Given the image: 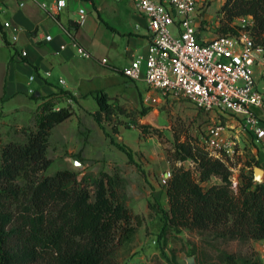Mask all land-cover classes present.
Masks as SVG:
<instances>
[{
	"label": "trees",
	"instance_id": "16d2710c",
	"mask_svg": "<svg viewBox=\"0 0 264 264\" xmlns=\"http://www.w3.org/2000/svg\"><path fill=\"white\" fill-rule=\"evenodd\" d=\"M222 11L229 21L252 16L253 36L264 47V0H226ZM225 30L236 32L230 26ZM62 93L75 99L68 91ZM96 99L99 110L93 117L111 137L105 121L111 119L113 106L106 93L98 92ZM74 113L71 106L56 109L51 99L45 101L35 117L36 129L25 130L26 142H9L1 149L0 264H104L143 224V217L119 201L107 173L96 182L94 197L73 170L40 176L53 163L48 157L53 129ZM111 140L133 159L131 149ZM175 160H190L195 170L173 167L167 181L169 210L149 204L161 214L160 237L171 228H190L264 240V184L255 183L254 168L241 175L235 190L227 161L211 155L204 144L177 142ZM255 166L262 167L259 161Z\"/></svg>",
	"mask_w": 264,
	"mask_h": 264
},
{
	"label": "rangeland",
	"instance_id": "374dc122",
	"mask_svg": "<svg viewBox=\"0 0 264 264\" xmlns=\"http://www.w3.org/2000/svg\"><path fill=\"white\" fill-rule=\"evenodd\" d=\"M225 2L226 0H205L199 8L196 18L200 38L212 40L228 35L230 32L225 29L239 22L238 18L233 21L226 18L222 11ZM101 68L121 76L114 68ZM255 76L258 88L264 94V62L257 66ZM138 86L143 100L153 96L150 105L146 106L143 101L140 104L116 105L113 107L111 119L105 121L106 131L111 137L131 149L132 160L112 144L111 137L95 121L92 123L87 120V125L78 122L85 115L84 107L99 108L95 96L90 97L83 107L75 106L78 117L64 125L70 127L67 142L77 141L82 146L87 137L84 148L70 154L66 151L68 145L58 141L57 135L62 133L61 129L56 130L48 151V157L53 163L40 176L54 175L64 169L73 170L78 173L79 180L90 188L94 197L96 182L103 173H107L119 201L134 214L143 217V224L137 229L133 239L121 245L104 264H190V259H193V264H246L247 261L264 264V240L232 239L216 232L190 228H171L164 237H160L163 226L161 214L151 210L149 204L158 203L165 210H169L167 181L173 167L195 170L192 161L175 160L177 142L198 141L204 144L210 125L218 121L227 125L231 121L238 124V120L230 115L200 110L185 98H164L145 82H138ZM146 109H150L148 114L158 109L161 115L160 124L169 126L170 129L144 125L142 119L148 115L143 114ZM259 114L264 122V109ZM238 127L239 124L236 129ZM255 148L260 146L254 142H241L239 153L227 161L233 172L235 190L238 189L241 175L250 174L258 161L252 151ZM71 159L78 160L85 167L75 168ZM212 182L219 183L217 179Z\"/></svg>",
	"mask_w": 264,
	"mask_h": 264
},
{
	"label": "crops",
	"instance_id": "0c3cea01",
	"mask_svg": "<svg viewBox=\"0 0 264 264\" xmlns=\"http://www.w3.org/2000/svg\"><path fill=\"white\" fill-rule=\"evenodd\" d=\"M57 1L0 0V35L4 37L0 44V153L9 142H26L25 130L36 129L39 107L50 99L56 109H74V115L57 125L50 137L51 141L55 131L61 129L58 141L68 145L66 151L70 154L82 150L87 138L82 146L77 141L67 142L70 127L64 125L78 117L75 106L83 107L98 92L106 93L113 107L140 101L150 105L143 100L138 82L122 73L133 60L146 56L151 44L148 19L137 10L133 0H63L65 7L60 11L54 6ZM81 11L83 22H79ZM7 22L20 30L17 43L8 39L4 26ZM47 36L52 39L46 40ZM74 42L91 57L79 54ZM104 58L107 65L102 63ZM101 67L114 68L121 76ZM62 91L72 93L75 99ZM83 109L85 115L78 122L97 123L93 113L99 108ZM229 124L240 142H254L252 134L241 127L236 129L237 123ZM259 146L252 151L264 168V145Z\"/></svg>",
	"mask_w": 264,
	"mask_h": 264
},
{
	"label": "built area",
	"instance_id": "2783aa9c",
	"mask_svg": "<svg viewBox=\"0 0 264 264\" xmlns=\"http://www.w3.org/2000/svg\"><path fill=\"white\" fill-rule=\"evenodd\" d=\"M137 10L148 19L151 44L146 56L137 58L122 70L132 81L145 82L164 98H185L198 109L230 115L239 126L252 134L256 145H264V124L259 114L264 109V94L255 76L258 65L264 62V47L253 36L252 16L239 17L233 26L236 32L203 41L198 34L196 15L205 0H133ZM56 10L65 1L54 4ZM45 9L55 11L47 4ZM79 22L84 20L80 12ZM11 43L19 41V28L5 23ZM51 36L46 40L50 41ZM4 37L0 35V44ZM79 54L91 57L76 42ZM65 47L62 46V49ZM26 56L27 52L23 51ZM108 64L107 59L102 60ZM153 96L145 99L150 103ZM222 121L210 125L204 145L211 155L232 160L241 149L237 134Z\"/></svg>",
	"mask_w": 264,
	"mask_h": 264
},
{
	"label": "water",
	"instance_id": "95a60500",
	"mask_svg": "<svg viewBox=\"0 0 264 264\" xmlns=\"http://www.w3.org/2000/svg\"><path fill=\"white\" fill-rule=\"evenodd\" d=\"M160 111L158 109L152 110L148 115H146L142 122L144 125L151 126L157 129H170L169 126L160 124ZM71 163L75 168L83 169L85 166L78 160L71 159ZM254 181L257 184H264V168L260 166L254 167ZM190 264H193V259H190Z\"/></svg>",
	"mask_w": 264,
	"mask_h": 264
}]
</instances>
